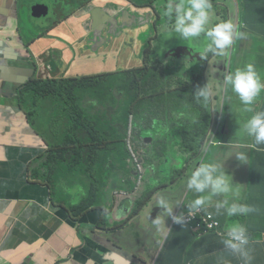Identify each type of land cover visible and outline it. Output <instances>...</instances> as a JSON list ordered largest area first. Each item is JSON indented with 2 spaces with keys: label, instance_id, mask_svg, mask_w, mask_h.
I'll use <instances>...</instances> for the list:
<instances>
[{
  "label": "clouds",
  "instance_id": "clouds-1",
  "mask_svg": "<svg viewBox=\"0 0 264 264\" xmlns=\"http://www.w3.org/2000/svg\"><path fill=\"white\" fill-rule=\"evenodd\" d=\"M71 1L72 0H70V2ZM94 1L95 0H84L80 5H72V7H70L76 14V10H80L79 12L81 13H86L87 11L84 8L91 5ZM113 1L116 4L114 5L116 19L112 20L115 25L112 26L110 23L100 44L101 49H107L104 53L105 56H109L108 62L112 66H110V69H106L103 74L118 72L117 64L120 62H135L132 59L133 52L125 55L122 59L116 58V55L121 54V50H109L113 44L114 38H121L122 36L131 34L140 42L142 35L150 30V24L157 21L161 15H164L166 20L169 18L170 23L175 24V32L182 41L199 43L201 45L198 50H191L186 45H178L177 49L172 48L166 52V59L172 56L175 58L188 59L187 62L189 61L190 63L194 61L197 63L199 70L196 73H198V75L195 76L193 82H187L186 87L190 90L192 96L191 100L202 105L201 113L212 117L211 122L207 125V132L199 151L204 149L206 145H209L211 151H217L219 154H226L224 164L221 167L211 163L201 165L199 157H190L185 154L180 144L175 146L172 145L171 141L166 138L163 129L158 127L155 123L152 129L153 133L149 139L145 136L136 141L139 144H151L148 145V147L152 150V153L145 155L144 160L146 162L152 163L156 159L161 160L162 156L165 157V161L167 162V158L172 156L174 154L173 152L180 151L181 154L178 160H183L187 164L193 161L197 162V164L193 166L190 172L186 171V173H184L186 185L182 188L184 192L183 196L180 192V196L172 200L169 198L166 199L165 196L160 194L158 195L160 191L165 189V182L159 184L157 187L149 183L144 184L145 177L139 171V167L142 166V163H139L136 156L130 153V159L132 161H128V163L133 170V175L128 178L129 180L125 185L126 189H119V175L117 171H115L110 174L106 185L102 187L101 194L105 195L104 202L100 207L91 209L102 210L107 220L106 228L112 227L117 231V239H108L105 236L106 233H104V230L99 229L98 226L91 221L83 224L77 221L75 225H73L58 215L60 207L73 208L84 202L82 194L85 192L84 187L86 185L81 183L67 184L64 182L63 178H61L63 181L57 188L61 203L54 204L53 195L55 190L48 185L45 179L38 175L35 176L32 171L27 176H24V169H34L32 166L37 157H32V159L25 162L22 158L24 152L16 157L15 152L11 150L24 148L47 151L44 148L46 144L36 135V131L30 125L25 115L28 124L34 130L33 134L38 137L43 144L41 146L20 145L7 147L8 159L0 162V166L3 168L2 175L0 176V195H4L2 186L3 179H7L8 184L12 183V180H14L13 177L21 180V182H18L17 190H21L22 194L20 195L18 193L16 196L18 198L15 201H22V199L29 196H35L36 199L41 198L45 202L43 207L46 210L47 216H51L52 221L57 222L60 226L67 224L71 228H76L82 244L79 247L72 248L67 258L59 259L55 264L59 262L63 264L68 261H75L79 264H88L90 261H93L95 264H119L117 262V256L124 260L125 264H160L159 261L164 256L165 246L172 237L174 227L189 226L194 221H196V223L190 228L193 233L197 234L198 238L205 237L202 232L203 229L207 227V233L216 235L220 239L219 251L208 254V256H210L217 253L216 257H218L221 263L215 264H248L250 257L246 249L253 243L254 234L246 221L233 218L235 214H241L242 212L250 213L253 207H248L247 205L243 207L233 204L228 208L229 215H223L229 220L228 223L221 222L214 210L218 208L222 209L221 206L223 205H214L209 202L206 198V188L211 187L212 193H227L230 191V185L239 187L240 183L239 178L233 175L232 166L235 165L243 171H248L252 165H255L250 163V158L245 146L248 147L249 144H253V148H259V144H264V93L258 95L262 93L260 91L264 88V84H261L259 76L255 71L261 68V71L264 72V58H258V63L250 62L244 68L239 66L237 67L238 69L232 73L231 70L233 69V65H230V61L235 56L238 49L242 48L250 41V34L245 35L242 40L244 33L241 34L237 32L235 28L239 18L237 19L229 16L228 8L226 9V13H223L220 10L222 5L217 3V0H167L166 9L162 11H159L156 7V3L160 0H152V8L145 9H139L137 4L130 0ZM117 1L124 4L119 5L116 3ZM242 1L243 0H241V3ZM95 8L97 7L95 6ZM145 11L149 12L143 15ZM85 16L88 17L85 26H87V30L89 31L91 25L90 17L88 15ZM68 20L69 17L67 16L63 23H66ZM160 35L161 34L155 29L154 39H152L153 37L145 38L148 42L152 43L153 48H158L163 51L164 41L157 37ZM0 36L2 37V29H0ZM262 36L264 37V35ZM39 38L37 42L42 40ZM32 46L26 49L27 53L32 51ZM144 46L145 44L142 50ZM259 46H261V44H258L257 48ZM171 50H174V52L168 56ZM184 53L186 54V58L184 57ZM197 53L199 54L196 55ZM54 55L56 54L54 53ZM140 55L141 54L138 53L136 61L142 62L143 60L139 57ZM141 56L143 58V55ZM208 57L212 59L209 61V66L206 67ZM20 60H22V58H20ZM31 60V66H35V68H49L50 66H48L47 63H53V65L58 68L61 62V59L57 58V55L56 58H51L50 60V56H45L44 54L39 57L33 55ZM215 60L217 62L215 68H213L211 62ZM224 60L227 61L223 62ZM21 69L26 73L31 71L30 69ZM211 70L216 72L219 76V80H216V84L211 76ZM86 77L87 76H84L83 78ZM6 80L7 81L0 80L1 88L5 95L4 98L15 99L17 102V106L7 105L5 106L6 109L9 110L11 107H14L15 111L20 113L24 112L19 102L22 88L15 84L20 88V90L16 92L18 95L12 93V95L7 96L6 94L11 92L4 88L7 84L12 82L8 79ZM215 87L229 98V100H225L222 111L217 112V114L210 108V104H212L214 100L213 93H215ZM192 93H195V96H193ZM227 93L231 94V98ZM234 93L239 97H235ZM232 102H237L240 106V109L236 112H232L229 107V104ZM227 117L232 118L233 123H227ZM232 132L237 142L228 141V137ZM231 152H235V155L230 158L229 155ZM205 155L206 154H204V156ZM189 166L190 165H187L186 167L185 164L186 169H188ZM35 169L40 170V174L44 175L45 169L41 167ZM182 175L183 172H181V176ZM82 176L83 179H85V175L82 174ZM58 177L59 175L55 176V178ZM139 184H143V186L139 188ZM174 187L173 185L172 188ZM138 190H141L139 195L137 193ZM147 196L149 197L146 198ZM154 196H157V203L153 201ZM118 201L123 202L122 209L125 210L126 213L115 220V212L110 211ZM151 217L150 227L147 228V230H141V232L136 233L137 240L135 245H133L134 240L130 235H127V233L134 226L142 229L146 220H150ZM51 235L52 234L47 235L46 238H50ZM98 239H100V241H98ZM159 240H161L160 249L158 254H156ZM90 241L93 243L91 247L88 245ZM86 248H88V252L84 251ZM243 256L247 257L245 263L242 260ZM82 258L87 259L83 262ZM23 264H34L32 257H27ZM164 264L175 263L172 258L169 257Z\"/></svg>",
  "mask_w": 264,
  "mask_h": 264
},
{
  "label": "trees",
  "instance_id": "trees-1",
  "mask_svg": "<svg viewBox=\"0 0 264 264\" xmlns=\"http://www.w3.org/2000/svg\"><path fill=\"white\" fill-rule=\"evenodd\" d=\"M130 1L136 3L139 9L152 8V0ZM247 1L251 3L263 4L262 9L258 11L257 14L260 19H262V23L264 24V0ZM253 19L254 17L251 16L248 20L251 21ZM159 21H162L161 17L155 21V25L157 26V29H159L157 32L161 34L157 37L164 41V50L162 51L157 48V50L154 51L151 42L145 44L143 48V61L141 62V66H143L142 68L99 74L102 75L99 78H95V76H87L85 80L89 86H92L97 80H104L105 78V80L108 81L110 77L119 76L117 80H114L106 85L107 89L113 95L111 100L115 103L122 99L119 93H124L123 88L126 86L125 82L131 81V84L135 85L134 88L137 87L139 89L140 96L138 97V103L148 102L150 110L154 109V102L156 100L161 99V97L167 94V98L169 99L167 102L168 107L163 110L157 106L156 110L159 111L161 115H155V123L158 127L161 125L160 128L163 129L166 134V138L171 141L172 145H177L179 136L184 139V146L189 148L191 153H185L183 151L184 148H182V151L190 157H195L203 143L204 136L208 128L207 125L211 122L212 117L201 113L202 105H199L191 100L192 96L190 94V90L186 87V82H183L182 85L179 86V79H173L167 75V79L164 80L161 75H158V72L163 64L160 60H157V58H160L161 60H168L169 63L174 62V68L176 71H178L179 67L185 69L187 65L189 68L192 66V63H186L188 59L180 58L181 60H179V58L172 56L166 59V52L169 49H177L178 45L188 46L191 42L182 41L179 38L178 34L175 32V24L170 23L169 19L157 24ZM165 24H167V27H163ZM248 29L253 33L259 32V28L251 24H248ZM165 31L171 32V34L163 33ZM137 55L138 52H133L132 54V59L135 62ZM192 67L190 81L193 82L195 79L194 75L199 70V67L195 61ZM260 70L261 68L259 71ZM149 76H153L157 79L156 83L152 86L151 92L155 88L159 89V87H165L166 89V86L170 84L171 88L167 91L157 90L154 93H145L142 87V82ZM80 79H83V77L73 78L71 80L61 82L62 84L56 88V91H50L44 99L39 95V82H35L38 81L37 79L33 81L36 84V87L33 90H22L20 92L19 102L22 107L24 97L27 98L30 109H35L37 111L42 110V101H44L45 104L48 105L49 109L56 113V123L61 128L60 134H55L54 131L37 132L35 130L36 135L41 137L46 146L54 145L48 142L47 139L49 138H57L60 143L55 144L48 151L40 152L37 149H25L24 154L22 155L24 161L27 162L32 159V157H37V159L40 157V161H43V163L39 167L45 169V173L44 175H41L40 170L35 169L38 168V162L32 166L34 169H24V176H27L32 171L35 176L38 175L45 179L48 185L55 190L53 195L54 204L61 203L57 188L63 180L67 184L81 183L86 185L84 187L85 192L82 194L84 202L73 208L60 207L58 215L73 225H75V222L77 221L82 224L91 221L97 225L99 229L104 230V233H106L105 236L108 239H117V231L112 227L106 228L107 220L103 215L102 210L91 209L94 207H100L104 202L105 195L101 194L102 187L106 185L110 174L115 171H117L119 175V189H126L125 185L129 180L128 178L133 175V170L130 168L128 163V161H132L130 159V153L136 155L140 153L142 149L149 147L147 144H139L136 141L130 140L131 134L128 130V125L130 124L131 119L124 118L117 120L113 126L110 127V125L106 122L110 119V115L115 114L117 118H121L127 115V113L122 112L119 108L113 110L111 107L113 102L110 103V101L106 98H98V101L102 99V104L99 106L97 100L91 96V92H79L77 86ZM117 81H119V83H117ZM68 92L73 93L70 98H67ZM227 95L230 97V93H227ZM234 96L239 97L235 93ZM115 97H118L117 100ZM36 101L39 102V106H31ZM99 107L104 108V111L102 112L103 117H100L99 113L96 112ZM141 109L148 111L149 108L144 104L141 106L140 111L137 114L138 117L146 119L144 116H141L143 113ZM79 111H82V113H79ZM171 115L175 117V121L170 124L171 119L166 118ZM94 116L99 118L100 125L97 129L90 130L89 125H86V123L90 119H94ZM28 121L33 129L34 127L39 126L37 121H30L29 119ZM53 124H55V122H50L51 126ZM143 133L144 132L141 133V136ZM152 133L153 132L151 131V134ZM123 141H127V144L131 143L128 148L116 152L110 151L112 145L122 144ZM51 149L54 150L56 156L54 159H46L45 156ZM11 151L15 152V149H12ZM148 153L151 152L146 151L145 155ZM173 153L174 154L172 156L167 158L168 161H174V159H178L180 157V151ZM208 163H210V160L207 164ZM82 174L85 175V179H83ZM56 175H59V177L55 178ZM61 178H63V180ZM239 190V187L230 185V191L227 193H212L211 187L206 188L207 194H210L209 202L214 205H223L226 199L241 202ZM148 197L149 196L146 198ZM239 206L244 207L242 203H240ZM218 219L221 222L226 223L229 221L224 216L221 218L218 217ZM233 219L246 221L252 226H258L262 223V217L257 207H253V210L250 213L242 212L241 214H235ZM195 223L196 221L189 225V231L185 226L174 227L172 237L165 246L164 256L159 261L160 264H164L172 253L184 250L189 243L197 241V234L193 233L190 228ZM206 236L208 238H201L198 242H206L210 246L207 253L219 251L220 239L216 235H211L210 233H207ZM98 241H100V239H98ZM88 245L91 247L93 246V243L90 241L88 242ZM84 251L88 252V248L84 249ZM86 259L87 258H82V261L85 262ZM60 263L61 262L58 264Z\"/></svg>",
  "mask_w": 264,
  "mask_h": 264
},
{
  "label": "crops",
  "instance_id": "crops-1",
  "mask_svg": "<svg viewBox=\"0 0 264 264\" xmlns=\"http://www.w3.org/2000/svg\"><path fill=\"white\" fill-rule=\"evenodd\" d=\"M5 0H0V11L3 8ZM84 2L80 0L78 5ZM38 3V0H33V6ZM119 5L124 3L117 1ZM94 4L97 8L106 9L108 4L105 0H95ZM116 5V4H115ZM124 6V5H123ZM72 7V6H71ZM70 7V9H72ZM263 7L262 3H251L243 0L240 4V16L238 24L235 25L236 31L239 33L249 32L257 35H264V24L262 19L258 16L257 12ZM77 11V21L68 20L66 23L57 26L51 30L47 36L42 35L44 31L50 27L49 24H42L31 20L30 33L23 32L17 37L6 38V41L0 36V60L1 56L5 55L9 59L19 60L20 54L22 60L13 61L12 68L8 71V80L23 91H31L36 87L35 82L44 80L49 81H68L70 78H75L77 75L91 74L92 72L99 71L103 74L106 69H110L108 62L109 56H102L100 64L103 69L89 68L85 57L81 55L79 39L84 37L88 30L85 26V19H80L85 14ZM149 11L143 12V15ZM253 16L254 19H248ZM86 20L88 17L86 16ZM248 24L259 28L258 33H253L248 29ZM42 35V36H41ZM41 36L42 39L31 47L32 51L28 53L21 48L24 42H31ZM45 37V38H43ZM237 47V45H236ZM61 59L60 67L56 68L53 63H47L49 68H35L31 66L30 61L33 55L39 57L41 55L50 56L51 58ZM142 57L141 55L139 56ZM186 58V54L184 53ZM143 60V58H141ZM99 64V65H100ZM122 68L117 71H128L131 69L142 68L141 62L125 63L120 62ZM248 65V63L246 64ZM240 65L235 63L233 68ZM188 67V65H187ZM30 69L29 72H24L23 69ZM35 79L38 81L33 82ZM1 88V84H0ZM0 118L10 117L11 123H5L7 132L0 131V162L8 159V146H41L43 142L34 134L25 135L27 132H34L27 122L24 112L20 113L11 107L9 110L5 106H17L15 99L4 98L2 88L0 90ZM7 96L12 93H7ZM6 114V115H5ZM253 145V144H252ZM247 154L250 158L252 165L248 173L243 170L232 166L233 175L239 178V194L241 202L232 199H226L223 203L222 209L226 210L233 204L239 206L240 203L246 205V200L251 201L252 207H257L261 217L262 223L258 226L250 225L254 241L246 249L250 260L248 264H264V144H259V148L246 147ZM226 155V154H223ZM235 152H231L229 157H233ZM229 158V159H230ZM212 159V158H211ZM210 159V161H211ZM3 168L0 166V176L2 175ZM11 184H8L7 179H3L2 186L4 195H0V264H23L27 257H32L34 264H55L59 259L67 258L72 248L79 247L82 241L78 237L77 231L72 229L69 225H58L57 222L52 221L51 216H47L46 210L43 207L45 203L43 199H36L35 196H29L22 199V201H15L18 193L21 195V190H17L18 180L13 177ZM16 197V198H14ZM14 198V199H12ZM210 200V194L206 196ZM36 200V201H33ZM123 202L118 201L110 212H115L114 218L118 219L119 216L126 213L122 209ZM60 226V227H59ZM188 228L189 226L185 225ZM52 234L50 238L47 235ZM189 243L184 250L176 251L170 255L175 264H215L221 263L218 260L217 253L208 256L207 251L210 246L206 242L199 243L198 241ZM244 263L247 257H242ZM63 264H79L75 261H68ZM88 264H95L90 261ZM113 264V263H110ZM115 264V263H114Z\"/></svg>",
  "mask_w": 264,
  "mask_h": 264
},
{
  "label": "rangeland",
  "instance_id": "rangeland-1",
  "mask_svg": "<svg viewBox=\"0 0 264 264\" xmlns=\"http://www.w3.org/2000/svg\"><path fill=\"white\" fill-rule=\"evenodd\" d=\"M44 0H39L38 4L42 3ZM51 1L53 3H51ZM79 0H72L70 2V0H50V3L46 4V8H47V13L46 15H43L40 20L41 21H48L49 23H53L54 22V27H57L58 25H62V17L64 15H67L69 17V20L71 21H77L78 15L70 9V6L72 5H77V2ZM108 4V7L106 10H103L101 8H95L94 6V2L89 5L88 7H85L84 9L87 11L88 9H93V12L90 16V21H91V25H90V29L87 32V34L82 37L81 39H79V45H80V52L81 55H83L85 57V61L88 65L89 68H96V69H103V66L100 64V59L102 56H105V53L107 51L104 49L100 48V44H101V40L104 38V33L105 31L108 30L110 22L114 19H116V13H114V1L113 0H105ZM217 3H219L220 5H222V7H220V10L223 13H226V9H229V16L231 17H235V18H239L240 16V4H241V0H217ZM84 5V3H83ZM167 6V0H160L156 3V7L158 8L159 11H162L164 9H166ZM56 8V10H55ZM56 13V20H55V13ZM161 20L157 22V24L162 23L163 21H166V17L164 15H161ZM85 19V23L87 22L86 20V16L81 17V20ZM169 19V18H168ZM173 19V18H172ZM171 19V20H172ZM55 20V21H54ZM36 22H40V21H36ZM156 22L150 24V30L142 35V37L140 38V42L138 41L137 38H134L131 34L122 36L121 38H114L113 39V44L111 46V48L109 49L110 51L114 50H121V54L116 55V58L118 59H122L125 57V55L132 53V52H138L141 55H143V50L142 47L144 44H147L148 41L146 40L145 37H153L155 35V29H157V26L155 25ZM111 25L114 26L115 23L112 21ZM156 26V27H155ZM163 27H167V24H165ZM163 33H168L171 34V32H163ZM250 34V41L245 44L242 48H239L237 53L235 54V56L231 59L230 61V65H234L235 63H238L240 65H243L242 67H246L247 63L253 62V63H258V58H264V37L260 36V35H254L251 34L249 32H245L242 36V40L245 37V35ZM154 39V37L152 38ZM258 44H261V46H258ZM155 45V44H154ZM257 45V46H256ZM201 45L199 43H190L187 47L190 48L191 50H198L199 47ZM256 46V47H255ZM154 51L157 50V48H153ZM199 53H197L196 55H198ZM193 57V56H192ZM142 58V57H141ZM210 59H212L211 57H208V63L207 66L209 65V61ZM157 60H160L161 63L163 64L162 67L160 68V71L158 72V75H161L162 78H164V80H166V76L169 75L171 78L175 79H179L178 84L179 86L182 85L183 82H189L191 75H192V71L191 69L193 68L192 66L194 65V62L192 63V66L186 67L185 69H182L181 67L178 68V71H176V69L174 68L175 63L174 62H170L168 60H161L160 58H157ZM179 60H181L179 58ZM198 60V59H197ZM199 61V60H198ZM227 60H224L223 62H226ZM216 60L212 61V67L215 68V64H216ZM187 64H189L190 62H186ZM100 64V65H99ZM118 68H122L121 64H117ZM238 68H233L231 71L232 73H234ZM256 73L259 76L260 82L261 84H264V72L263 71H259V70H255ZM198 75V73H195L194 76ZM84 76H95V78H99L102 75L98 74L97 72H92L91 74H81V75H77L75 78H80V77H84ZM211 76L215 81L216 84V80H219V76L216 74V72H214L213 70H211ZM119 78V76L117 77H110L107 80H97L92 86H89L86 83L85 78L80 79V81L78 82V86L77 89L79 90V92H86L89 91L92 93V97L95 98L97 100V102L99 103V106H101L102 104V99L98 101V98H106L110 101V103L113 102L112 99V93L107 89L106 85L109 84L110 82L117 80ZM73 78H70L69 80H71ZM103 81V82H102ZM157 79H155L153 76H149L145 81L142 82V87L145 91V93H149L152 90V86L156 83ZM117 83H119V81H117ZM62 83L59 81H49V82H45L44 80H41L39 82V95L44 99V97L50 92V91H56V88L58 86H60ZM125 87L123 88V94L119 93V95L122 97V99H120L119 102L112 103V109L116 110L117 108H119L122 112H126L127 115H125L124 117L121 118H117V116L114 115H110L109 118L106 122L110 125V127L113 126V124L120 119H131L130 124L128 125V130L131 134V138L130 140L132 141H138L140 140V137H147L148 139L151 137V131L154 128V124H155V120L156 117L155 115H161V113L159 111L156 110L157 106H159L160 108H162L163 110L167 109L168 107V101L169 99L167 98V94L163 97H161V99L156 100L154 102L155 107L154 109L150 110V105L149 103H145V102H139L138 103V97L140 96L139 94V89L136 87L134 88L135 85L131 84V81H126L125 82ZM173 85V82H172ZM63 86V85H62ZM171 88V84L165 87H159V89H154L151 93L156 92L157 90H163V91H167ZM59 90V89H58ZM262 93H264V88L261 89ZM72 92H68L67 93V98H70L72 96ZM193 96H195V93H192ZM213 97L214 100L212 102V104H210V108H212V110L215 112V114H217V112H221L222 109L224 108V102L225 100H229V98H227L223 92L219 91L216 87H215V93H213ZM116 100L118 97H115ZM230 98H231V94H230ZM23 103V109H24V114L27 116V118L30 121H37L39 123V126L34 127V130H36L37 132H47V131H54L55 134H60V127L59 125L56 123V113L52 110L49 109L48 105L45 104L44 101H42V105L43 108L41 111H37L35 109H30V105L29 102L27 101V98L24 97V101ZM147 105V107L149 108L148 111L147 110H142V115L144 116L143 119L141 117H138V112L140 111V108L142 105ZM31 106L34 107H38L39 106V102L36 101L34 102ZM119 106V107H118ZM230 109L232 110V112H236L237 110L240 109V106L237 102H232L229 104ZM104 111L103 107H99L96 112L99 113L100 117H103L102 112ZM210 112L212 114V111L210 109ZM79 113H82V111H79ZM94 119H90L86 125H89V129L90 130H95L99 127V118H97L96 116H94ZM26 117H23V119H25ZM166 119H171V123H173L175 121V117L173 115L167 117ZM12 122V118L10 117H1L0 118V131H4L7 132L6 127H4L5 123H11ZM50 122H55V124H53L52 126L50 125ZM227 123H233L232 118H228L226 119ZM73 125V124H72ZM161 127V125H160ZM143 133V135L141 136V133ZM34 132H27L25 133V135L28 134H33ZM41 138V137H40ZM48 142L50 144H58L60 143V141L57 138H49L47 139ZM184 139H182L179 136V141L177 144H180L182 146L183 151L185 153H191V150L189 148H186L184 146ZM228 141H232V142H237V139L234 138L233 132L231 133V135L228 137ZM152 143V141H151ZM22 145H28V144H22ZM54 145H50V146H45L44 148L48 151L50 148H52V146ZM147 145H151L150 143ZM252 144H249L248 147H251ZM129 144H127V141H123L122 144H115L112 145V148L110 149V151H121L125 148H128ZM247 147V146H246ZM211 147L209 145H206L204 147V149H202L201 151H199L196 155V157H199L200 161H201V165L202 164H207V162H209V160L211 159L210 163L211 164H216L219 167H221L224 162H225V155L223 154H219L217 153V151H211L210 150ZM210 150V151H208ZM151 152L152 150L150 148H145L142 149L140 151V153L136 154V158L138 159L139 163H142V166L139 167V171L141 172V174L145 177L144 179V184L149 183L150 185L157 187L159 186V184L165 182V189H163L162 191H160L158 193V195H162L165 196L166 199H172L175 200L180 196V192L181 195L183 196V189L186 185V177H184V173L190 172L193 168V166L195 164H197V162H190V163H185L183 160H178V159H174L173 162H166L165 161V157L162 156L161 160H154L152 163L146 162L144 160L145 157V152ZM207 151V152H206ZM46 154V153H45ZM204 154H206L204 156ZM56 156L54 150H50L49 152H47V155L45 156L46 159H54ZM38 167L43 163V161H40V157L35 161L34 164L38 163ZM187 165H190L188 169H186L185 167ZM155 168V169H154ZM181 172H183V175L181 176ZM244 173H248L247 170L244 171ZM175 186L174 188H172V186ZM143 186V184H139V188H141ZM182 189V191H181ZM141 190H138L137 193L138 195L140 194ZM164 197V198H165ZM153 201L155 203H157L158 199L157 196L153 198ZM246 205L248 207L251 206V201L249 199L246 200ZM214 212L216 213V215L218 217H222L224 214H228V209L224 210V209H215ZM153 215V213H152ZM151 215V216H152ZM229 215V214H228ZM152 220V217L150 220H146V223L144 225V227L141 229L140 227L134 226L132 229H130V231L127 233V235H130L132 237V239L134 240V244L137 240V235L136 233L141 232V230H147V228L150 227V222ZM72 229L76 230L75 227H72ZM207 227L203 229V235L208 238L206 236L207 233ZM160 243L161 240L158 241V249L156 251V254H158L159 249H160ZM215 254V253H214Z\"/></svg>",
  "mask_w": 264,
  "mask_h": 264
},
{
  "label": "water",
  "instance_id": "water-1",
  "mask_svg": "<svg viewBox=\"0 0 264 264\" xmlns=\"http://www.w3.org/2000/svg\"><path fill=\"white\" fill-rule=\"evenodd\" d=\"M47 3H50V0H44L42 3L40 4L37 3L35 6H33V0H5L3 8L0 11V29H2V38L4 39V41H6V38L11 39L12 37H17L21 35L23 32L30 33V26L32 25L31 20L40 21L42 24L50 25V27H48L42 34L45 35L46 37L51 30L56 28L54 27V22L51 24L48 21L40 20V18L43 15H46L47 13V8H46ZM51 3L53 2L51 1ZM93 12L95 11L88 9L87 12L83 14L88 15L90 17ZM66 18H67L66 15L62 17L61 19L62 23L66 20ZM55 20H56V13H55ZM41 36H38L36 39H38ZM36 42L37 40L31 42H24L21 45V48L26 50L29 46L36 44ZM173 52L174 50L169 51L168 56ZM20 58H22L21 54H20ZM13 61H20V59L14 60L7 58L5 55L1 56L0 80L7 81L6 80L8 78L7 73L13 67L11 64ZM4 89L9 90L11 93H14L16 95H18L16 92L20 90V88H18L13 83L7 84V86ZM24 150H25L24 148L15 149V156L16 157L20 156L21 153L24 152ZM39 151L41 152L43 150H39ZM117 262L119 264H125V261L122 260L119 256H117Z\"/></svg>",
  "mask_w": 264,
  "mask_h": 264
},
{
  "label": "flooded vegetation",
  "instance_id": "flooded-vegetation-1",
  "mask_svg": "<svg viewBox=\"0 0 264 264\" xmlns=\"http://www.w3.org/2000/svg\"><path fill=\"white\" fill-rule=\"evenodd\" d=\"M111 23V22H110Z\"/></svg>",
  "mask_w": 264,
  "mask_h": 264
}]
</instances>
